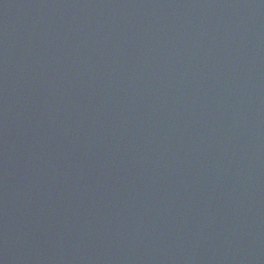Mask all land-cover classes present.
I'll use <instances>...</instances> for the list:
<instances>
[{
    "label": "water",
    "instance_id": "1",
    "mask_svg": "<svg viewBox=\"0 0 264 264\" xmlns=\"http://www.w3.org/2000/svg\"><path fill=\"white\" fill-rule=\"evenodd\" d=\"M0 264H264V0H0Z\"/></svg>",
    "mask_w": 264,
    "mask_h": 264
}]
</instances>
